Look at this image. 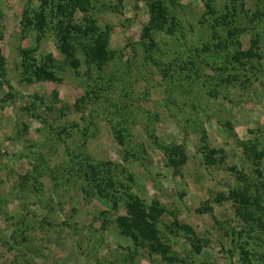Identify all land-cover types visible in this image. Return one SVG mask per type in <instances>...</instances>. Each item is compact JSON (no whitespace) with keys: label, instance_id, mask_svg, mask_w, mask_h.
I'll return each mask as SVG.
<instances>
[{"label":"rangeland","instance_id":"1","mask_svg":"<svg viewBox=\"0 0 264 264\" xmlns=\"http://www.w3.org/2000/svg\"><path fill=\"white\" fill-rule=\"evenodd\" d=\"M89 2L109 57L77 51L73 68L51 28L22 24L24 0H0V264H264V213L229 196L256 188L264 208V0H164L173 20L148 50L145 0ZM249 47L258 57L232 60ZM20 49L58 79H33ZM124 191L159 203L169 260L119 233Z\"/></svg>","mask_w":264,"mask_h":264},{"label":"trees","instance_id":"2","mask_svg":"<svg viewBox=\"0 0 264 264\" xmlns=\"http://www.w3.org/2000/svg\"><path fill=\"white\" fill-rule=\"evenodd\" d=\"M33 0H24V7L21 12L22 24L34 27L37 31L41 32L45 26L51 28L57 41V46L60 53L67 60L68 64L75 68L78 65V60L75 58V53L81 52L86 62L92 63L96 66L103 64L109 57L107 50V31L99 29L93 19L87 13L89 10L90 0H35L38 1L37 7L31 8L29 4ZM148 12V19L142 28V38L145 40V49H150L149 46L152 42V35L154 31L167 28L171 24L172 17L164 0H145ZM81 15L80 21L75 20V14ZM1 37V31H0ZM239 46V42H236ZM252 45V43H251ZM249 47L246 50H235L232 55V60L243 65L241 60H248L254 56L258 57L256 52ZM28 49H20L19 53L22 59V65L25 69H30L31 77L35 80H48L56 81L52 60L49 56H45L42 63L28 60ZM191 64L190 61H188ZM3 59L0 55V80L3 78ZM114 138L118 144H122V136L119 130L114 131ZM205 148H203L204 150ZM163 152L166 158L167 165L176 169L183 163L185 157L179 146L171 145L170 147H163ZM213 149H208L203 152V161L205 165H212L215 163ZM257 154L256 156H259ZM89 179L96 180V170L93 165L88 164ZM256 171H258L256 169ZM86 174V173H85ZM99 183L93 182L95 191L101 197H109L106 188L111 187L112 180L110 177L103 178ZM88 180V179H87ZM252 200L247 193L239 192L236 189L230 191L229 196L241 205H253L264 213V208L257 206L258 200L262 197L255 188L253 191ZM124 200L123 214H119L114 218V223L119 233L127 236L134 245L143 246L148 253L160 255L163 259L169 260L166 256L168 253L167 245L161 239V230L158 228V220L163 213L162 208L156 200H151L145 203L137 196L130 194L126 191L123 192ZM115 196L111 201L115 205ZM263 227V224H261ZM189 233L191 230L187 229ZM192 234V233H191ZM191 247L195 251H199V244L197 240L191 241Z\"/></svg>","mask_w":264,"mask_h":264}]
</instances>
